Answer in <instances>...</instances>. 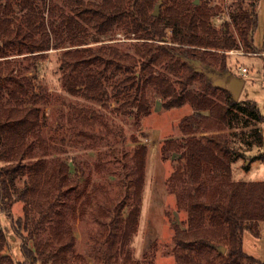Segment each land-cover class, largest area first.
Instances as JSON below:
<instances>
[{
  "label": "trees",
  "instance_id": "1",
  "mask_svg": "<svg viewBox=\"0 0 264 264\" xmlns=\"http://www.w3.org/2000/svg\"><path fill=\"white\" fill-rule=\"evenodd\" d=\"M259 1L232 0L228 17L210 0H50L46 22L39 8L47 0H0V211L11 216L13 206L23 203V216L13 222L26 234L19 264H155L152 249L139 261L131 248L141 216L148 145L136 140L124 164V191L105 216L95 219L99 229L90 235L85 256L76 253L78 238L68 220L79 201L81 177L67 160L54 157L50 166L26 160L29 137L41 139L43 127L40 63L34 62L33 75H25L8 58H33L69 46H84L63 53L62 83L73 97L98 105L113 98L114 114L128 121L148 116L155 99L165 110L185 105L193 110L179 122L184 137L161 146L162 158L174 163L167 186L179 210L188 214L186 228L173 223L176 264H264L243 248L245 232L258 237L264 222V181L232 179V164L248 151L260 150L251 160L264 162V115L255 101L236 100L226 83L215 85L191 63L201 61L224 80L235 76L228 53L255 52ZM117 33L142 42L133 53L89 46ZM198 80L200 87L191 90ZM70 115L87 126L102 119L92 107L73 106ZM224 124L250 128L234 134L244 150L234 148L229 137L206 134ZM24 177L27 181L19 185ZM7 240L0 228V264H15L5 253Z\"/></svg>",
  "mask_w": 264,
  "mask_h": 264
},
{
  "label": "rangeland",
  "instance_id": "2",
  "mask_svg": "<svg viewBox=\"0 0 264 264\" xmlns=\"http://www.w3.org/2000/svg\"><path fill=\"white\" fill-rule=\"evenodd\" d=\"M210 2L221 5L224 13L230 16L232 0ZM49 4L50 0H47L46 5L40 2L39 16L41 18L44 16L46 22L49 19ZM0 9L3 10V8ZM17 13V10L11 12L14 16ZM257 13L258 27L254 34L255 52L245 54L243 50H233V54L228 53V60L232 73L242 78L245 83L240 99L255 101L264 115V0L259 1ZM221 23V18L215 19L216 25ZM141 42L134 36L117 33L104 42L89 46L98 48L101 45H110L133 53L134 45ZM82 47L84 46L51 48L48 51L36 53L40 55L33 58L29 55H12L8 58L14 61L11 63L12 66H17L16 72H23L25 75H33L34 62L40 63L37 73L43 88V98L40 103L44 112L43 127L41 139H36L34 135L29 137V143L25 147L26 160L46 161L49 166L53 164L54 157L67 160L71 163V170L77 171L81 177L79 191H77L80 193L79 201L75 204V208L69 211L68 220L78 238L76 253L85 256L88 255L90 235L99 229L95 219L97 216H105L107 207L118 201L124 191V174L127 170L124 164L128 162L127 159L136 146V140L148 145L149 154L142 191L141 216L138 232L132 240L131 248L135 260L143 261L144 254L152 249L155 252V264H176L173 251L175 233L173 223L178 222L181 228H186L188 214L185 210H179L176 197L167 186V179L174 170V163L162 158L161 146L168 139L184 137L180 131L179 122L193 110L190 105L165 110L162 101L155 99L148 116L140 121L137 119L128 121L114 114L113 109L117 105L113 98L98 105L73 97L62 83L63 53L80 50ZM2 60L3 58H0V61ZM192 65L197 68L194 64ZM244 68L246 71H243ZM213 80H220V78L214 76ZM200 84L198 80L189 87L191 90H197ZM175 85L179 87V83ZM73 106L92 107L101 113L102 119L94 126L84 125L70 115ZM260 127L264 133V123ZM249 129L241 124H234L232 128L224 124L222 128H215L206 134H221L229 137L232 146L242 151L245 147L240 140L234 139V134L249 131ZM259 153L260 150L254 148L248 151L244 158H239L232 164L234 181H264V162L251 160ZM177 157L178 155H174V159ZM0 164L3 165V163ZM26 181L27 178L24 177L19 185H24ZM76 196L77 194L72 192L70 198L75 199ZM22 216V202H17L13 206L11 216L0 211V228L4 230L8 239L5 253L10 255L15 264L24 261L21 247L26 234L24 232V235L21 234L23 230L14 227V223ZM259 230L258 237L253 236L249 231L245 232L243 248L249 255L264 262V222L260 223Z\"/></svg>",
  "mask_w": 264,
  "mask_h": 264
},
{
  "label": "water",
  "instance_id": "3",
  "mask_svg": "<svg viewBox=\"0 0 264 264\" xmlns=\"http://www.w3.org/2000/svg\"><path fill=\"white\" fill-rule=\"evenodd\" d=\"M196 3H199V0H196ZM191 63L197 67L196 70L198 72L206 73L210 79L213 80L214 76H217L210 71V68H207L205 65H203L201 61L193 60L191 61ZM217 77L220 78V80H213L214 84L217 86H221L223 83H226L229 91L233 94L234 98L238 100L245 85L244 80L233 75H231V78L229 80H224V78L220 76ZM218 250L221 253H225L226 248L223 246H219Z\"/></svg>",
  "mask_w": 264,
  "mask_h": 264
},
{
  "label": "built area",
  "instance_id": "4",
  "mask_svg": "<svg viewBox=\"0 0 264 264\" xmlns=\"http://www.w3.org/2000/svg\"><path fill=\"white\" fill-rule=\"evenodd\" d=\"M210 1H214L215 2L217 0H210ZM225 1H228V0H225ZM227 9H228V7H227ZM230 54H233V50H232V52L230 51ZM243 71H246V69L244 68Z\"/></svg>",
  "mask_w": 264,
  "mask_h": 264
},
{
  "label": "crops",
  "instance_id": "5",
  "mask_svg": "<svg viewBox=\"0 0 264 264\" xmlns=\"http://www.w3.org/2000/svg\"><path fill=\"white\" fill-rule=\"evenodd\" d=\"M244 52V51H243ZM246 54V52H244ZM241 55H244V54H241Z\"/></svg>",
  "mask_w": 264,
  "mask_h": 264
}]
</instances>
